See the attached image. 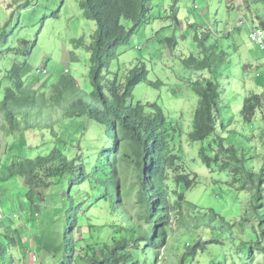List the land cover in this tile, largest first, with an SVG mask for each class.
Masks as SVG:
<instances>
[{
  "label": "trees",
  "instance_id": "1",
  "mask_svg": "<svg viewBox=\"0 0 264 264\" xmlns=\"http://www.w3.org/2000/svg\"><path fill=\"white\" fill-rule=\"evenodd\" d=\"M151 1H79L84 16L96 22L89 43L83 38L72 40L76 48L84 46L89 52L90 91H84L69 71H64L45 92L26 84L25 62L10 61V65L5 66L0 76V127L6 133L35 128L40 131L39 137H44L47 130L56 136L51 123L37 118L57 107L64 119L87 117L96 122L107 145L101 144L98 148L85 140L86 148L77 146L71 153L57 147L35 157L13 152L0 168V185L15 177L23 178L28 185L25 195L31 202L38 189L53 183L59 187L68 201L62 234L64 251L59 264L75 261L80 264H161L157 246L165 244L166 251H170L167 239L179 229L192 230L196 236L186 238L183 252L169 255L171 264H201L199 255L212 248L217 249L214 258L220 250L232 249L241 259L239 264H250L247 261L252 262L254 253L258 252L264 264V154L261 155V167L256 171L248 161L260 157L259 153L247 157L234 144H225L224 137L217 136L215 147L209 144L208 148H200L201 161L212 170H229L227 184L236 191L249 193V199L243 213L235 220L190 202L185 198L184 189L196 182V174L188 169L184 158L173 148L172 136L181 128L176 131L177 123L168 121L157 102L133 101L135 85L145 82L160 86L161 80L147 78L143 61L130 67L123 77L113 73L112 79L107 81L102 74L118 56V48L127 44L133 34L149 22ZM253 6H261L264 11V0H247L246 3L253 16L251 26L264 28L259 11ZM122 17L131 21L130 28L121 23ZM255 18L259 24L253 23ZM195 39L202 57L189 55L182 58V62L189 69L208 72L207 76L191 82L198 103L188 137L191 141H200L211 135L218 124L224 126L218 104L219 77L230 54L207 45V34L196 35ZM166 41L173 46V38ZM6 51L9 53L14 49L7 48ZM7 52L0 54V62ZM28 54L29 50H26ZM261 75L262 80L258 78L261 89L244 97L241 116L245 123H252L257 112L264 121V91H261L264 89V70ZM259 138L264 141V131ZM31 142L32 139L28 143ZM120 171L127 174L126 186H120ZM99 200L108 203L114 235L108 242L89 244L82 238H75L73 231L82 222L90 221L86 209L98 204ZM83 202L88 204L84 209ZM7 216L10 224L0 222V264H15L19 247H24L25 243L19 229L12 227V217ZM88 225L92 226L91 223ZM152 252L155 253L154 262ZM214 258L207 263L236 264L234 260L226 262V257Z\"/></svg>",
  "mask_w": 264,
  "mask_h": 264
},
{
  "label": "rangeland",
  "instance_id": "2",
  "mask_svg": "<svg viewBox=\"0 0 264 264\" xmlns=\"http://www.w3.org/2000/svg\"><path fill=\"white\" fill-rule=\"evenodd\" d=\"M79 1L0 0V54L7 52V48L14 49L7 52L8 55L0 62V76L10 61L25 62L24 74L28 85L47 92L50 84L67 69L84 91H90L89 52L84 46L76 48L72 40L83 38L85 43H89L96 22L84 16ZM246 3L247 0H152L149 22L143 24L127 44L118 48V56L102 73L107 81L112 79L113 73L123 77L130 67L143 61L147 78L151 81L161 80L160 86L145 82L135 85L133 101L157 102L168 121L177 123L176 131L181 128L172 136L174 152L180 154L188 169L196 174V182L184 189L185 198L201 207L214 209L228 220H235L243 213L250 195L236 191L227 184L230 180L229 170L206 167L199 150L203 146L208 148L209 144L215 147L214 140L220 135L224 137L225 144H234L247 157L259 153L260 157L248 161L250 167L258 171L262 164L264 141L259 137L264 131V121L259 117L260 112H257L252 123H245L241 116L244 97L261 89L259 82L264 70V50L248 39L252 14L248 12ZM253 9L259 11L257 13L264 22L262 7L253 6ZM121 23L126 28L132 26L125 17L121 18ZM253 23L259 24L256 18ZM205 34L207 45L224 49L230 54V60L223 65L225 68L220 70L219 77L218 104L224 126L218 124L216 130L204 140L191 141L188 132L192 129L193 113L198 103L191 82L207 76L208 72L185 67L182 58L189 55L202 57L195 36ZM169 38L174 39L173 46L166 41ZM23 40L30 43L24 44ZM26 50H29L28 55ZM211 59L215 62L214 57ZM43 68L47 73L36 77V70ZM37 119L51 123L56 136L50 130L45 131V136L41 135V138L40 131L35 128L6 133L0 127V168L13 152L35 157L48 153L53 147L67 153L77 146L86 148L85 140L98 148L101 144L107 145L102 129L87 117L64 119L61 110L55 107L43 112ZM31 139L33 142L29 144ZM119 179L120 186L128 184L125 172L120 171ZM27 190V181L20 177L0 185V222L10 224L11 221L6 219L10 215L12 227L19 229L25 243L24 247H19L15 264H59L64 251L62 234L67 198L54 183L38 189L32 202L25 195ZM81 205L84 209L88 204L83 202ZM86 210L91 219L74 229L75 238H82L83 242L89 244L110 241L114 227L110 225L112 218L108 203L99 200L98 204L90 205ZM90 223L92 226L89 227ZM189 235L195 237L196 233L192 230L184 232L183 229L176 231L167 239L170 251H166L165 244L157 246L161 264H171L168 262L169 255L183 252ZM231 250H220L214 258L217 249L212 248L198 258L201 264H209L207 262L211 258L218 260L224 257L226 262L234 260L239 264L241 259ZM151 254L154 262L155 253ZM254 254L253 261L247 262L263 264L261 254ZM73 264L80 263L75 261Z\"/></svg>",
  "mask_w": 264,
  "mask_h": 264
},
{
  "label": "built area",
  "instance_id": "3",
  "mask_svg": "<svg viewBox=\"0 0 264 264\" xmlns=\"http://www.w3.org/2000/svg\"><path fill=\"white\" fill-rule=\"evenodd\" d=\"M242 23V20L240 21ZM248 39L254 43L259 45L264 50V28L261 26H251L248 33ZM68 72V70H65ZM47 70L43 68L42 70H36L37 75L45 74ZM2 216V215H0Z\"/></svg>",
  "mask_w": 264,
  "mask_h": 264
}]
</instances>
